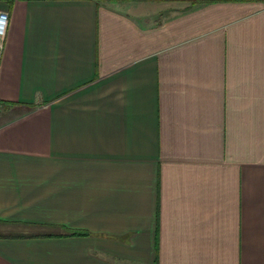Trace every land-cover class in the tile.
Segmentation results:
<instances>
[{
  "label": "crops",
  "instance_id": "0c3cea01",
  "mask_svg": "<svg viewBox=\"0 0 264 264\" xmlns=\"http://www.w3.org/2000/svg\"><path fill=\"white\" fill-rule=\"evenodd\" d=\"M0 14V264H264V0Z\"/></svg>",
  "mask_w": 264,
  "mask_h": 264
},
{
  "label": "built area",
  "instance_id": "2783aa9c",
  "mask_svg": "<svg viewBox=\"0 0 264 264\" xmlns=\"http://www.w3.org/2000/svg\"><path fill=\"white\" fill-rule=\"evenodd\" d=\"M8 26V18L0 14V61L5 46L6 31Z\"/></svg>",
  "mask_w": 264,
  "mask_h": 264
}]
</instances>
